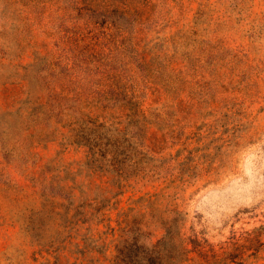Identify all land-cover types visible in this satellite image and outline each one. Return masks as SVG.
Returning a JSON list of instances; mask_svg holds the SVG:
<instances>
[{
  "label": "rangeland",
  "instance_id": "1",
  "mask_svg": "<svg viewBox=\"0 0 264 264\" xmlns=\"http://www.w3.org/2000/svg\"><path fill=\"white\" fill-rule=\"evenodd\" d=\"M162 240L264 264V0H0V264Z\"/></svg>",
  "mask_w": 264,
  "mask_h": 264
},
{
  "label": "trees",
  "instance_id": "2",
  "mask_svg": "<svg viewBox=\"0 0 264 264\" xmlns=\"http://www.w3.org/2000/svg\"><path fill=\"white\" fill-rule=\"evenodd\" d=\"M163 243L162 240L151 246L129 245L126 247L127 252L129 255L134 254L135 257L124 261H116L113 264H172V259L163 250Z\"/></svg>",
  "mask_w": 264,
  "mask_h": 264
}]
</instances>
